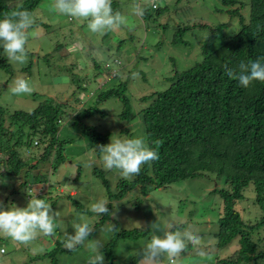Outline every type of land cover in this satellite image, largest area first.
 Instances as JSON below:
<instances>
[{
	"label": "rangeland",
	"instance_id": "rangeland-1",
	"mask_svg": "<svg viewBox=\"0 0 264 264\" xmlns=\"http://www.w3.org/2000/svg\"><path fill=\"white\" fill-rule=\"evenodd\" d=\"M123 1L121 13L127 18L128 25L122 26L116 32L101 35L91 33L86 21L69 19L70 17L53 11L51 9L53 0H42L31 16L34 22L40 19L44 24L33 25V29L29 30L30 32L35 30L37 35L28 37L27 62L24 64L10 62L11 72L0 68V104L11 112L18 109L30 111L43 99L53 98L69 103L71 107H68L67 113L73 115L75 109L81 108V103L84 104L91 95L105 87L106 82L115 77L117 71L119 73L123 70L125 72L120 78L119 76L115 78V85L128 80L125 93L132 105L130 118L120 116L125 105L118 98L112 97L98 105L99 110L106 113H96L84 123L91 127L97 126L99 134L110 132L111 135L105 144L111 142L112 135L120 138L142 135L147 142L143 119L140 114L139 117L134 116L136 111L149 103L142 101V96L155 90L166 89L175 70H183L201 59V55H198L200 51L197 50L198 41L208 36L209 27L226 22L236 31L240 26L239 18L230 16L225 11L216 10L222 6L221 0H163V4L167 6L166 15L155 19H144L133 14L132 5L139 0ZM242 12L247 17L248 5L244 6ZM196 23L208 26L187 31L185 39L190 45L173 44L175 25ZM117 33H120V38L127 39L122 45L115 39ZM104 55L112 57L109 59L110 62L118 60L117 65L114 64V68L106 72L107 77L104 75L105 62L102 61ZM70 65L72 69L69 68ZM18 76H23L29 81L34 89L31 94L13 95L10 92L9 85ZM65 77L67 83L64 82ZM74 78H77L86 90L79 91L76 83L72 82ZM78 97L80 99H77ZM69 115L64 118L59 128L61 139H74L65 147L67 158L65 163L55 172L50 171V164L49 169L41 164L38 170L36 168L28 173L25 184L23 183L26 180L25 175L23 176L25 171L18 177L6 175L0 179V201L5 208L15 206L24 208L33 196L45 199L52 209L59 213L55 220L58 225L56 235L38 237L29 245L18 244L0 235V249H5V252L0 251V264H53L52 256L47 253L58 246L56 243H61L60 246L65 248L61 241L66 232H73L71 222L77 215H83L95 226L100 216L78 210L73 200L69 198L72 190L77 192L72 196L73 199L85 208L96 199L109 201V204H112L110 211L116 214L109 220L117 225L119 231L150 230V225L154 222L162 227L174 217L184 222L182 226L190 225L200 235L202 247L200 250H194L189 245L178 258V264H213L217 253L221 254L220 257H225L237 249V246H234L229 250H219L215 245L214 234L218 230L223 202L220 194L213 190L216 187H226L223 178L216 179L212 175L187 178L166 187H150L146 192L137 186L125 193L124 188L119 186V181L121 179L132 181L136 176L124 179L115 171H105L100 153L96 147H92L96 140L79 124L69 122ZM33 150L38 149L34 146ZM26 151L29 153V150L24 148L23 152ZM90 158L95 159V165L85 167L83 162ZM104 179L107 180V186ZM43 189L45 192L41 194ZM120 191H123V198L109 197V192ZM244 193L246 198L237 208L246 216H250L248 213L252 212L250 217H253L256 212L253 201L254 186L247 187ZM257 211L259 213V209ZM107 222L108 220L105 223ZM100 229L94 230L89 239H100L103 243L100 251L105 256V264H128L132 257L142 250L141 242H146L152 235L150 230V233L136 238H118L113 245H109L116 233L106 234ZM158 234L162 235V232ZM87 243L86 241L84 245L78 246L75 251L58 249L55 255L57 263L86 264L90 254ZM200 252L204 255H200ZM200 260L203 262H199Z\"/></svg>",
	"mask_w": 264,
	"mask_h": 264
},
{
	"label": "trees",
	"instance_id": "trees-1",
	"mask_svg": "<svg viewBox=\"0 0 264 264\" xmlns=\"http://www.w3.org/2000/svg\"><path fill=\"white\" fill-rule=\"evenodd\" d=\"M41 1L0 0V19L16 9L27 10L33 15ZM123 2L112 0L113 10L121 12ZM159 2L161 6L155 9L147 7L142 17H164L167 6L163 4V0ZM221 5L216 10L237 16L239 29L232 30L226 22L209 27L208 36L198 41L200 50H197L200 51L198 55H201V59L183 70H175L166 89L142 96V101L149 103L136 111L134 116L141 115L147 143L158 153L159 158L142 166L134 180L121 179L119 186L124 188L125 193L137 186L146 192L150 187H166L187 178L211 175L216 179L223 178L226 187H216L213 190L220 194L223 202L218 230L214 234L215 245L219 250H229L234 246L237 249L225 257H220L221 254L217 253L216 260L212 263L259 264L264 262V82L254 81L249 87H242L236 77L230 78L226 74L224 65L238 73L242 62L264 58V0H221ZM245 5L249 7L247 17L242 12ZM39 24L44 23L40 19L35 20L34 25ZM207 26L204 23L175 25L173 44H189L185 39L187 31ZM112 35L114 36L113 33ZM115 35L120 45L127 40L120 38V33ZM111 58L108 55L102 58L106 77V72L111 71L114 64L117 65V61L110 62ZM94 61L97 62L96 59ZM261 62L264 63V60ZM99 66L97 62V67ZM0 68L11 72L2 44ZM124 72L117 71L114 80H108L105 87L91 95L84 104L79 101L81 108L75 109L73 115L67 113L68 107H71L69 103L53 98L43 99L30 111L18 109L11 112L0 104V179L6 175L18 177L25 171V184L28 173L36 168L38 170L41 164L46 169H49L50 164V171L55 172L65 163V147L74 139H61L59 128L68 115L69 122L79 124L96 140L92 147L105 144L111 133L99 134L97 126H88L84 121L96 113H106L100 111L98 105L112 97L118 98L125 105L120 116L130 118L132 105L125 93L128 80L115 85V78H120ZM132 72L133 70L130 71ZM72 82L76 83L79 91L86 90L77 78ZM34 146L38 150L34 151ZM24 148L29 153H24ZM96 150L98 151L97 147ZM104 184L107 186L106 179ZM250 185L254 186L255 192L253 201L256 212L253 217H250L252 212L248 213L250 216H246L237 208L245 200L244 192ZM44 192L45 189L41 190V194ZM72 196L75 195L70 194L69 198L78 210L90 212ZM123 196V191L109 192L111 199H121ZM111 207L112 204H108L109 210ZM110 218L107 215L100 217L94 226L95 230L100 229ZM147 233H150L149 229L118 231L109 245H113L121 237L136 238ZM56 244L58 246L47 253L52 256L53 264H58L55 256L58 249L69 251L62 248L61 243ZM0 251L5 252V249L1 248ZM139 259L136 254L128 264H138Z\"/></svg>",
	"mask_w": 264,
	"mask_h": 264
},
{
	"label": "clouds",
	"instance_id": "clouds-1",
	"mask_svg": "<svg viewBox=\"0 0 264 264\" xmlns=\"http://www.w3.org/2000/svg\"><path fill=\"white\" fill-rule=\"evenodd\" d=\"M161 6L159 0H139L132 5V12L136 16H143L146 8L153 9ZM51 9L61 15L77 21H86L88 30L93 34L116 32L122 26L128 25L127 18L112 8V0H53ZM34 20L27 10H11L0 19V44L4 49V56L11 63L24 64L27 62L26 44L29 35L35 37ZM117 60V59H116ZM264 58L239 65V72H235L228 65H224L226 74L236 77L242 87H249L254 81L264 82ZM118 62V60H117ZM135 75V74H133ZM67 83V78H64ZM13 95L31 94L33 87L23 76L16 77L9 85ZM100 153L105 171H115L120 177L130 179L140 173L142 166L150 164L159 158L142 135L120 138L111 136V142L96 146ZM95 159L83 162L85 167H93ZM109 201L96 199L87 205L88 211L96 216L115 217V212L108 208ZM59 213L45 200L31 197L24 208H5L0 201V235L12 241L29 245L38 237H54L58 225L55 223ZM184 222L177 218L163 224L154 222L150 225L152 235L146 242H141L142 250L137 253L138 264H178V258L192 246L200 250L202 241L200 235L189 225L181 227ZM73 232H66L62 239L63 246L69 251H75L78 246L87 241L89 256L86 264H105V256L100 251L103 243L100 239H89L95 230L94 226L83 215H77L71 222ZM101 232L115 234L119 228L111 220L101 226ZM158 234V233H161ZM200 255H204L200 252Z\"/></svg>",
	"mask_w": 264,
	"mask_h": 264
},
{
	"label": "crops",
	"instance_id": "crops-1",
	"mask_svg": "<svg viewBox=\"0 0 264 264\" xmlns=\"http://www.w3.org/2000/svg\"><path fill=\"white\" fill-rule=\"evenodd\" d=\"M61 191H63V190H61ZM70 194H74V195H76L77 194V192L75 191V190H72L71 192H70ZM199 262H203L202 260H200Z\"/></svg>",
	"mask_w": 264,
	"mask_h": 264
}]
</instances>
